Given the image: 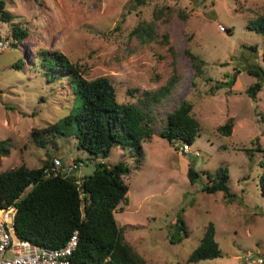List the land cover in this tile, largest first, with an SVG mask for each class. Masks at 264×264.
Instances as JSON below:
<instances>
[{"label":"rangeland","instance_id":"1","mask_svg":"<svg viewBox=\"0 0 264 264\" xmlns=\"http://www.w3.org/2000/svg\"><path fill=\"white\" fill-rule=\"evenodd\" d=\"M2 1L29 37L0 55V141L10 150L1 158L0 172L59 159L61 169L77 164L74 174L82 179L99 162L123 163L131 169L125 177L130 191L115 216L126 240L149 263L186 264L210 222L223 256L192 264H245L248 254L264 260L262 154L257 151L258 145L264 148V85L256 99L246 94L258 81L247 70L264 69V36L248 28L264 14V0H147L143 7L131 0ZM157 9L163 11L157 39L143 43L132 31L150 22ZM11 31V23L0 21L2 37H12ZM56 51L88 79L109 77L118 101L147 110L157 132L181 101L192 102L201 128L192 154L181 151L182 142L172 145L159 135L143 143L141 167L128 146H114L106 160L78 149L64 120L81 101L68 81L52 80L43 66ZM219 84L223 87L216 89ZM129 90H137L135 97ZM165 90L170 94L147 106V99ZM230 119L234 126L227 136L219 128ZM52 124H60L66 136L54 134L41 149L32 131ZM189 163L200 173L195 184L187 175ZM221 168L228 169L231 198L202 192L208 175L214 178ZM180 215L189 237L172 244Z\"/></svg>","mask_w":264,"mask_h":264},{"label":"trees","instance_id":"2","mask_svg":"<svg viewBox=\"0 0 264 264\" xmlns=\"http://www.w3.org/2000/svg\"><path fill=\"white\" fill-rule=\"evenodd\" d=\"M130 3L135 7H143L147 0H131ZM162 14L163 11L157 9L154 18L150 22H141L134 28L132 35L143 43L156 40ZM0 21L11 23L12 37L5 38L13 40L12 47H19L29 37L27 30L13 23V16L6 10L2 0ZM248 28L264 36V14L251 21ZM251 49L257 51L255 47ZM192 58L194 66L199 69L197 60ZM262 59L264 62V52ZM44 60H49V64H43L48 71L47 76H52V80H61V83L68 81L81 101V107L64 120L78 140V149L88 152L94 159L106 160L114 146H128L134 152L132 155L137 167H141L144 159L143 143L159 135L172 145L175 141L182 142L183 146L189 144L191 151L186 154H192V145L199 137L201 128L193 115L194 105L189 100L181 101L179 107L168 114L164 128L157 132L147 110L118 101L117 87L109 77L86 78L85 71L59 51L50 53L49 59ZM14 67L20 68L21 65L16 64ZM247 72L258 79L246 92L249 97L256 99L264 85V69L260 67L259 70ZM231 83H235V79ZM222 87L219 84L216 89ZM136 91L129 90L128 94L135 97ZM168 94L170 92L165 90L159 96L153 95L146 100L147 106L161 101ZM233 126L234 120L230 119L219 131L229 136ZM54 134L66 136L60 124H52L43 130L34 129L32 138L39 148L46 149ZM7 143L0 141V165L1 158L10 153ZM257 151L262 154L259 186L264 196V148L258 145ZM54 160L46 161L38 168H28L23 164L0 172V212L13 205L15 236L40 248L58 249L78 232V247L71 257V264H151L126 240L125 230L118 225L115 216L120 206L128 203L130 187L125 177L131 169L123 163L111 166L103 161L96 164L92 175L78 179L75 174L65 176L63 172L54 173L51 170ZM187 175L191 184L200 178L193 163H189ZM208 180V184L201 188L202 192H223L226 197H233L227 168H221L214 178L208 175ZM188 237L187 224L183 215H180L171 243H181ZM222 256L216 240V226L210 222L199 246L186 264Z\"/></svg>","mask_w":264,"mask_h":264},{"label":"built area","instance_id":"3","mask_svg":"<svg viewBox=\"0 0 264 264\" xmlns=\"http://www.w3.org/2000/svg\"><path fill=\"white\" fill-rule=\"evenodd\" d=\"M12 43V39L0 37V55L10 49ZM181 151L189 153L191 151L190 145L184 144ZM197 154L199 155V153ZM61 167V160L55 159L51 170L56 174L63 172L68 175L78 169L77 164L70 168L63 167L61 169ZM78 183L80 184V181ZM14 220L13 205L9 206L7 210L0 212V264H71V257L78 247V232H75L68 243L61 248H40L29 241L20 240L15 236ZM244 259L245 264H264L262 258L255 259L250 254Z\"/></svg>","mask_w":264,"mask_h":264},{"label":"crops","instance_id":"4","mask_svg":"<svg viewBox=\"0 0 264 264\" xmlns=\"http://www.w3.org/2000/svg\"><path fill=\"white\" fill-rule=\"evenodd\" d=\"M2 36V35H1ZM2 93V92H1ZM2 97V94H1V96H0V98ZM2 99V98H1ZM68 168V167H67ZM73 173H74V171H72Z\"/></svg>","mask_w":264,"mask_h":264},{"label":"water","instance_id":"5","mask_svg":"<svg viewBox=\"0 0 264 264\" xmlns=\"http://www.w3.org/2000/svg\"><path fill=\"white\" fill-rule=\"evenodd\" d=\"M74 173L72 172L70 175H73ZM65 176H67V175H65Z\"/></svg>","mask_w":264,"mask_h":264},{"label":"clouds","instance_id":"6","mask_svg":"<svg viewBox=\"0 0 264 264\" xmlns=\"http://www.w3.org/2000/svg\"><path fill=\"white\" fill-rule=\"evenodd\" d=\"M74 172H75V171H74ZM71 173H72V172H71ZM71 173H70V174H71Z\"/></svg>","mask_w":264,"mask_h":264}]
</instances>
